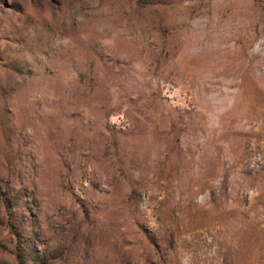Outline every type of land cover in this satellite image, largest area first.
Here are the masks:
<instances>
[{
  "label": "rangeland",
  "instance_id": "374dc122",
  "mask_svg": "<svg viewBox=\"0 0 264 264\" xmlns=\"http://www.w3.org/2000/svg\"><path fill=\"white\" fill-rule=\"evenodd\" d=\"M0 264H264V0H0Z\"/></svg>",
  "mask_w": 264,
  "mask_h": 264
}]
</instances>
